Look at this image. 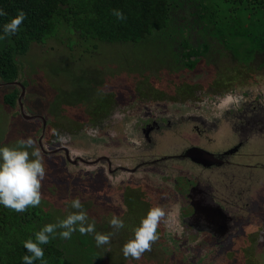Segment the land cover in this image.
Instances as JSON below:
<instances>
[{
    "label": "rangeland",
    "instance_id": "374dc122",
    "mask_svg": "<svg viewBox=\"0 0 264 264\" xmlns=\"http://www.w3.org/2000/svg\"><path fill=\"white\" fill-rule=\"evenodd\" d=\"M69 37L79 39L75 34L61 31L60 37L50 39L45 44H32L25 55L17 58L21 74L13 85L4 83L0 78V146L15 145L18 140L28 137H32L37 146L43 142L44 148L40 149L44 155L46 178L43 181V199L40 207L50 209L52 217L65 218L70 212L75 211L71 208L70 201L78 197L84 211L87 212L84 207H89L99 214L96 218H88L95 221L96 231L100 233L114 232L109 222L113 215L120 217L124 221V228L112 236L110 244L104 245L101 258L104 252L108 257L99 264H116L118 256L119 264H141V259L124 258L123 245L133 237L134 229L139 226L141 219L154 204L166 210L165 227L168 232L181 230L177 222L183 216L187 202L175 181H180L181 177V186L185 188L184 175L175 177L152 173L149 182L153 185L150 186L146 181L143 182L141 180L143 177L139 175L132 177L123 174L124 178L111 179L105 165L82 161L79 167H72L59 159L60 154L65 155V152L70 151L71 156H82L86 153L95 157L96 153L103 151L99 156L107 155L105 143L115 145L119 144V141L109 142L103 138V141L95 142L94 136L98 135L96 124H103L108 115L125 107L128 122H131V136L134 138L131 144H121L123 149L128 151L127 155L130 158H139L143 138L139 127H136L135 131L133 126L137 123L136 119L140 121L151 118L149 110L142 107V103H151L156 114L162 118L167 116L171 118L170 111L175 112L179 118L191 111H198L201 118H207V114L217 118L214 115L212 98L206 96L200 98L201 95L207 92L216 80L223 83L235 80L237 84L245 86L248 83L247 79L256 74L261 80L264 79V62L254 61L249 69L241 66L243 70L219 47L222 53L215 56L211 65L207 66L206 62H202L195 70L189 71L175 65L169 57L170 50L161 49L149 41L143 44H107L78 40L79 43L72 44L73 40ZM242 71L246 74L245 77ZM21 84L26 92V98L22 99V103L24 107L27 106V113L43 118L46 125L39 119L25 121L26 119L18 115L19 107L13 108L5 103V96L13 91L21 94L23 90ZM233 84L230 82V85ZM194 89L201 90V94L196 96ZM132 98L140 100H135V104L132 105L129 104ZM226 101L223 98L218 100L224 104H227ZM180 103H182L180 106L176 105ZM53 129L65 135L68 138L66 142H59L53 135ZM190 130H193L192 125L187 126V132ZM177 150L180 152L181 149L176 147L175 152ZM139 180L140 187L130 185L129 189L122 190L121 183L139 184ZM110 183L113 184V188H108ZM117 197L119 202L114 203ZM65 201H69V204H65ZM158 232L160 238L149 251L150 254H157V257L149 255L155 260L163 255L156 245L166 244V240L162 238L161 225ZM248 240L253 242L251 237ZM236 248L234 243L229 244L227 250L218 251L213 248L216 255H210L205 261L209 264L254 262L255 248L251 249L249 254L252 263L250 259H245L246 255H241L240 251L237 261L235 252L243 250V244ZM180 256L178 252L176 257L172 255L169 257L173 261L177 259L173 264H186L187 262L181 260ZM191 260L197 259L192 256ZM258 260L264 264V255H260ZM146 261L150 262L147 258Z\"/></svg>",
    "mask_w": 264,
    "mask_h": 264
},
{
    "label": "flooded vegetation",
    "instance_id": "af4514ba",
    "mask_svg": "<svg viewBox=\"0 0 264 264\" xmlns=\"http://www.w3.org/2000/svg\"><path fill=\"white\" fill-rule=\"evenodd\" d=\"M242 67L249 69L250 65ZM242 73L245 77L244 71ZM247 80L245 86L235 80L224 83L216 80L201 95L200 98H212L217 118L209 114L207 118H201L197 110L180 118L170 111L171 118H162L151 103L141 102L142 107L149 110L151 118L141 119V122L136 119L133 126L135 131L139 127L143 138L139 158H130L121 144H131L134 138L130 131L131 122H128L126 108L123 107L108 115L103 124H96L98 135L94 136L95 142L103 141V138L109 142L119 141L115 145L105 143L107 155L99 156L103 154L100 151L95 157L86 153L71 156L68 151L65 155L60 154L59 159L75 168L82 161L105 165L111 179L124 178L123 174L139 175L150 186L153 185L149 182L152 173L175 177L184 175L186 187L181 186V177L175 185L183 193L187 206L177 222L181 230L169 232L171 239L164 236L166 244L160 243L164 259L173 264L177 259L173 261L169 256L176 257L178 252L184 251L188 255L186 264H209L205 260L216 255L213 248L227 250L231 243L239 248L242 243L243 250L235 252L237 261L241 252L252 263L249 254L255 248L256 258L252 264H261L258 258L264 255V79L256 74ZM230 82L234 84L230 85ZM194 91L196 96L201 94V90ZM222 98L227 100V104L218 102ZM188 125H192V131L187 132ZM39 147L43 150V142ZM176 147L181 149L180 152H175ZM193 150L202 151L204 159L198 161ZM141 180L139 184L123 182L120 185L122 190L129 189L130 185L140 187ZM113 187L112 183L108 186ZM203 209H208L207 213L199 214L198 211ZM250 237L253 242L248 240ZM168 245L172 254L164 249ZM192 256L197 260H191Z\"/></svg>",
    "mask_w": 264,
    "mask_h": 264
},
{
    "label": "trees",
    "instance_id": "16d2710c",
    "mask_svg": "<svg viewBox=\"0 0 264 264\" xmlns=\"http://www.w3.org/2000/svg\"><path fill=\"white\" fill-rule=\"evenodd\" d=\"M113 9L121 10L125 19H117ZM0 10L7 13L0 16V36H4L3 25L18 10L26 13L18 32L0 39V78L10 85L21 74L18 56L25 55L32 44L60 37L61 31L79 38L69 37L72 44L78 40L107 44L151 42L170 50L169 57L175 65L189 71L202 62L211 65L222 53L219 47L241 66L264 62V0H0ZM19 95L18 91L6 95L5 103L20 110ZM135 100L132 98L129 104L134 105ZM17 112L22 117L21 111ZM84 208L89 218L99 216L93 208ZM58 219L64 218L52 217L50 209L40 206L17 213L0 205V264H23L22 257L29 255L23 242L34 239L35 232ZM161 226L163 237L170 240L165 223ZM42 247L47 264H99L108 257L104 252L101 258L104 246L97 247L94 234L81 235L79 231L70 239H61L57 233ZM159 248L163 249V245ZM164 249L172 254L169 245ZM180 254L181 260L188 261L187 253ZM149 255L157 257L156 253L145 252L141 264L171 263L164 259L165 254L156 260ZM119 261L118 256L115 263Z\"/></svg>",
    "mask_w": 264,
    "mask_h": 264
},
{
    "label": "clouds",
    "instance_id": "9594fccd",
    "mask_svg": "<svg viewBox=\"0 0 264 264\" xmlns=\"http://www.w3.org/2000/svg\"><path fill=\"white\" fill-rule=\"evenodd\" d=\"M112 14L117 19H125L119 9H113ZM4 15L7 13L0 10V16ZM25 18L26 13L18 10L17 15L3 25L4 36H0V39L18 32ZM52 131L59 142L64 143L68 139L57 130ZM45 178L44 155L32 137L20 139L15 145L0 146V205L17 213L27 211L29 207H39L43 199L42 187ZM118 202L117 197L114 203ZM64 203L69 204V201ZM70 206L75 211L70 212L66 218L44 225L35 232L34 239L29 238L23 242L29 253L22 257L23 264H35L36 261L47 264L42 245L48 244L50 239H55L57 233L61 239H70L76 231L81 235L94 234L97 247H101L110 244L112 236L124 228V221L113 215L109 223L115 231L97 232L95 221L88 222V214L83 210V204L78 197L70 201ZM161 223H167V212L164 207L154 204L134 229L133 237L123 245V256L126 259L140 260L145 252L151 251L152 245L160 238L158 229Z\"/></svg>",
    "mask_w": 264,
    "mask_h": 264
},
{
    "label": "water",
    "instance_id": "95a60500",
    "mask_svg": "<svg viewBox=\"0 0 264 264\" xmlns=\"http://www.w3.org/2000/svg\"><path fill=\"white\" fill-rule=\"evenodd\" d=\"M21 87L23 89V85L21 84ZM25 88L22 90L19 98H18V103H19V106H20V111H21V114H22V117L26 120H34V119H39L43 122V124L46 125V122L43 118H40L39 116H31L30 114L27 113V111H25V107L23 106V103H22V99L25 97V94L26 92L24 91ZM193 155H197V159L198 161H200L201 159H204V153L202 151H197V150H193L192 151ZM194 157V156H193ZM208 209H203L201 211H198L199 214H206ZM196 212H197V208H196ZM220 221V219H217ZM213 222H215V219L212 220ZM221 223V222H220ZM219 223V224H220ZM214 225V224H213Z\"/></svg>",
    "mask_w": 264,
    "mask_h": 264
}]
</instances>
